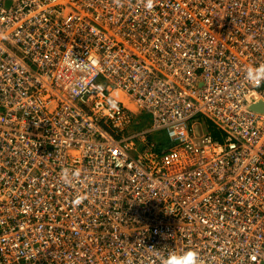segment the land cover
<instances>
[{"label": "built area", "instance_id": "built-area-1", "mask_svg": "<svg viewBox=\"0 0 264 264\" xmlns=\"http://www.w3.org/2000/svg\"><path fill=\"white\" fill-rule=\"evenodd\" d=\"M193 257L264 264V0H0V264Z\"/></svg>", "mask_w": 264, "mask_h": 264}, {"label": "rangeland", "instance_id": "rangeland-1", "mask_svg": "<svg viewBox=\"0 0 264 264\" xmlns=\"http://www.w3.org/2000/svg\"><path fill=\"white\" fill-rule=\"evenodd\" d=\"M137 115H139V114H137ZM150 122H151L150 115L148 113H141L139 116H137V120L134 123V126H132L131 128H129V130L126 131V133H133V132H138V131L146 130V129H148V127H149L148 124ZM200 131H202V129H200ZM148 138L151 141L157 139L160 142H162L163 136H162L161 133H159V131H156V132L148 133ZM139 149L140 150L143 149L142 145H139Z\"/></svg>", "mask_w": 264, "mask_h": 264}, {"label": "crops", "instance_id": "crops-1", "mask_svg": "<svg viewBox=\"0 0 264 264\" xmlns=\"http://www.w3.org/2000/svg\"><path fill=\"white\" fill-rule=\"evenodd\" d=\"M120 93L121 92H119L118 91V94H119V96H120ZM121 97H123V99L126 101L127 100V102L130 104V106L134 109V110H136L137 111V107H136V104L135 103H133L130 99H128V97H126L124 94H121ZM141 114V113H140ZM139 114V115H140ZM138 116V115H137ZM159 133H161L162 134V136H163V139H162V142L164 143V145H170L171 144V142H170V140L168 139V137H167V135H166V132L164 131V130H162V131H159Z\"/></svg>", "mask_w": 264, "mask_h": 264}, {"label": "trees", "instance_id": "trees-1", "mask_svg": "<svg viewBox=\"0 0 264 264\" xmlns=\"http://www.w3.org/2000/svg\"><path fill=\"white\" fill-rule=\"evenodd\" d=\"M210 131H212L213 134L216 135V137H218V136L220 137V134H219L220 132L218 130H215V129L210 128Z\"/></svg>", "mask_w": 264, "mask_h": 264}, {"label": "clouds", "instance_id": "clouds-1", "mask_svg": "<svg viewBox=\"0 0 264 264\" xmlns=\"http://www.w3.org/2000/svg\"><path fill=\"white\" fill-rule=\"evenodd\" d=\"M169 264H175V261L170 260ZM193 264H196L195 257H193Z\"/></svg>", "mask_w": 264, "mask_h": 264}, {"label": "water", "instance_id": "water-1", "mask_svg": "<svg viewBox=\"0 0 264 264\" xmlns=\"http://www.w3.org/2000/svg\"><path fill=\"white\" fill-rule=\"evenodd\" d=\"M254 108L262 109L263 107H262V106H259V105L257 104V105H254Z\"/></svg>", "mask_w": 264, "mask_h": 264}]
</instances>
